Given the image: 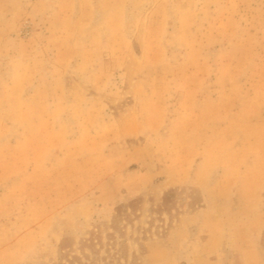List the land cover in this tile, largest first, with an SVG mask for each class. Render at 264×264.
I'll list each match as a JSON object with an SVG mask.
<instances>
[{
	"label": "rangeland",
	"instance_id": "374dc122",
	"mask_svg": "<svg viewBox=\"0 0 264 264\" xmlns=\"http://www.w3.org/2000/svg\"><path fill=\"white\" fill-rule=\"evenodd\" d=\"M0 264H264V0H0Z\"/></svg>",
	"mask_w": 264,
	"mask_h": 264
},
{
	"label": "trees",
	"instance_id": "16d2710c",
	"mask_svg": "<svg viewBox=\"0 0 264 264\" xmlns=\"http://www.w3.org/2000/svg\"><path fill=\"white\" fill-rule=\"evenodd\" d=\"M171 193H173L172 191H168L165 195H164V197H163V203H169V200H170V195H171ZM71 263V262H70Z\"/></svg>",
	"mask_w": 264,
	"mask_h": 264
}]
</instances>
